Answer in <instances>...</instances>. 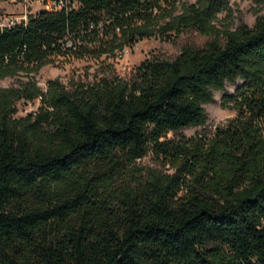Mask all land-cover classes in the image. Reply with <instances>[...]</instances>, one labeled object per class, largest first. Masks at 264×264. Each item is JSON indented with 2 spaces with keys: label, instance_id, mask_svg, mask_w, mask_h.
<instances>
[{
  "label": "trees",
  "instance_id": "1",
  "mask_svg": "<svg viewBox=\"0 0 264 264\" xmlns=\"http://www.w3.org/2000/svg\"><path fill=\"white\" fill-rule=\"evenodd\" d=\"M55 1L0 27V79L26 78L0 86V264H264V15L222 28L231 0ZM189 30L215 38L128 77L36 79L53 56L116 57ZM217 91L237 116L209 145L168 137L204 126ZM150 152L181 163L113 187Z\"/></svg>",
  "mask_w": 264,
  "mask_h": 264
},
{
  "label": "rangeland",
  "instance_id": "2",
  "mask_svg": "<svg viewBox=\"0 0 264 264\" xmlns=\"http://www.w3.org/2000/svg\"><path fill=\"white\" fill-rule=\"evenodd\" d=\"M188 2H196L197 0H186ZM43 6L41 1L29 0L25 5L24 2L10 0L9 2H0V10L6 14H14L17 17L24 15L25 8L27 11H36ZM231 16L227 13L220 14V27L225 28L232 23V28H236L242 23L253 26L256 21V13L260 10L264 15V4L257 5L252 0H231ZM230 19L226 22V19ZM231 21V22H230ZM226 22L225 24H223ZM215 36L205 35L196 30L183 32L173 42L162 38H148L137 42L133 47L127 48L122 54L116 57H83L76 58L71 56H54L37 74L36 79L41 88H46L50 80L58 79L64 84L70 85L73 82H90L96 78L104 76L119 75L128 77L134 69L146 58L151 55H158L164 59H174L185 47L199 48L203 47L207 42L212 41ZM223 41V38H220ZM26 80L25 76L8 77L0 79L1 87H17L20 81ZM235 86L228 85L226 91L233 93ZM225 92L217 91L215 93V102L207 104L205 107L208 111L209 120L204 126L189 127L181 129L177 132H170L168 137L176 141H199L203 145H209L213 136H215L218 126H224L230 120L235 119L237 111L225 108L222 104V97ZM40 102L39 100L26 102L21 100L17 103V116H25L34 111ZM264 156V155H263ZM180 161L173 159L162 160L158 156L148 153L142 159H138L135 163L127 165L118 175H115L112 182L113 187L120 188L125 186H135L138 179H147L152 171H160L163 174L176 172Z\"/></svg>",
  "mask_w": 264,
  "mask_h": 264
},
{
  "label": "built area",
  "instance_id": "3",
  "mask_svg": "<svg viewBox=\"0 0 264 264\" xmlns=\"http://www.w3.org/2000/svg\"><path fill=\"white\" fill-rule=\"evenodd\" d=\"M9 1L10 0H1L0 2H9ZM17 1L22 2V3L24 2L25 5L29 2V0H17ZM36 1H41L43 6L38 8L36 11H27L28 8H25L24 15L21 16L20 18L14 14L3 13L0 10V27L6 28V27H12L18 24L26 23L29 21V19L32 16H34L35 14H37L38 12L42 10H53L55 8H62V6L64 5V1H60V2H57L55 0H36ZM127 48L124 51H126Z\"/></svg>",
  "mask_w": 264,
  "mask_h": 264
}]
</instances>
